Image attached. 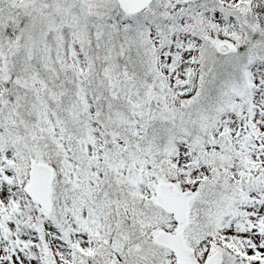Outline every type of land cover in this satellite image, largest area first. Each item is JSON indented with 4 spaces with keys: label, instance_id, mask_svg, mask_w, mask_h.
<instances>
[{
    "label": "snow or ice",
    "instance_id": "snow-or-ice-1",
    "mask_svg": "<svg viewBox=\"0 0 264 264\" xmlns=\"http://www.w3.org/2000/svg\"><path fill=\"white\" fill-rule=\"evenodd\" d=\"M0 264H264V0H0Z\"/></svg>",
    "mask_w": 264,
    "mask_h": 264
}]
</instances>
